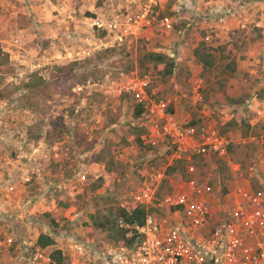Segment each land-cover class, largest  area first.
<instances>
[{
    "label": "rangeland",
    "instance_id": "rangeland-1",
    "mask_svg": "<svg viewBox=\"0 0 264 264\" xmlns=\"http://www.w3.org/2000/svg\"><path fill=\"white\" fill-rule=\"evenodd\" d=\"M149 1L66 0L65 4H49V17L44 13L40 20L45 25L54 22L55 31L66 29L63 10L73 11L79 20L98 12L88 21L89 26L83 23L90 33L77 34L75 26L66 29L80 37L71 41L66 30L54 33L49 31L51 27H37L39 23L32 17L34 0H0V46L15 69L7 74L5 67L0 68V160L8 164L18 188L16 205L14 201L5 210L14 215L11 220L1 217L5 213L2 206L9 199L0 189V264H19L20 248L24 242H35L36 232L69 235L70 239L60 235L58 247L65 250L81 240L112 242L110 235L94 229L89 215L99 212L112 218L118 207L133 205V193L140 183L136 166L146 151L140 143L144 127L141 116L137 117V103L125 102L115 90L135 73L151 74L165 93L170 92L173 80L178 82L182 96L176 109L179 119L210 123L228 137V157L198 159L201 175L210 174L228 187L246 185L256 190L264 185V116L255 123L256 112L264 105V0H185L182 4L166 0L150 16L152 27L137 39L115 43L95 32L93 44H87L80 36L92 35L90 26L95 18L132 16ZM159 16L169 18L171 25L160 28ZM220 48L230 57L225 62L235 60L234 73L223 72ZM198 50L215 56L214 65L204 67L196 55ZM17 51L30 59L48 55L47 63L28 69L23 57L18 60ZM148 52L174 53L173 75L160 74L145 57ZM76 61L83 66L76 74L51 79L53 67ZM40 77L47 79L43 85L27 86L38 83ZM79 86L82 91L74 92ZM255 98L263 104L253 103ZM35 124L40 125L35 128L42 136L40 142L28 138L29 128ZM38 145L40 152L33 162L38 176L24 185L19 174L29 161L17 158L20 148L26 155ZM185 170L184 165L173 170L175 182L165 183L160 195L172 192ZM100 183L101 187L94 189ZM18 204L23 206L19 209ZM19 216L30 218L36 231L33 238L28 239L24 227L28 222ZM57 220L62 226L55 225Z\"/></svg>",
    "mask_w": 264,
    "mask_h": 264
},
{
    "label": "built area",
    "instance_id": "built-area-1",
    "mask_svg": "<svg viewBox=\"0 0 264 264\" xmlns=\"http://www.w3.org/2000/svg\"><path fill=\"white\" fill-rule=\"evenodd\" d=\"M184 1L179 0L181 4ZM165 2L150 0L132 16L94 19L92 27L106 31L115 43L137 39L152 27L150 16ZM170 25L169 18L159 20L162 29ZM76 37L77 34L69 35L71 41L77 40ZM206 39L209 41L210 36ZM83 53L90 55L88 51ZM169 57L176 59L174 53ZM82 89L77 87L74 92ZM115 93L124 97L125 102L132 100L141 106L142 126L147 129L140 137L141 142L152 148L136 166L140 183L133 193V205L130 208L124 205L128 211L144 207L148 211L144 224L129 226L120 219L119 226L128 230L126 240L101 244L95 240H81L69 244L68 250L58 247V243L60 235L70 239L69 235L60 233L55 237L52 232L49 234L55 240L52 246L42 248L37 240L24 242L19 264H264V185L256 190L246 185L223 186L222 181L214 182L210 174L201 175L197 168L199 158L228 157V137L210 123L191 124L177 117L176 108L182 96L175 80L170 92L165 93L151 74L135 73L118 85ZM196 93L201 99L199 91ZM256 114L255 123H258L264 116V105ZM40 148V145L33 146L32 152L26 155L20 148L17 158L29 161L28 167L19 174L24 185L38 176L33 162L37 161ZM181 164L186 167L182 181L172 192L160 195L165 183L175 182L173 170ZM0 189L6 199L14 200L18 195L8 164L2 160ZM6 212L1 217L14 218ZM19 219L31 223L28 216H19ZM56 222L60 224L59 220ZM135 235L138 237L135 242H127ZM12 243L10 238L8 244ZM57 251L61 252L60 259L55 256Z\"/></svg>",
    "mask_w": 264,
    "mask_h": 264
},
{
    "label": "trees",
    "instance_id": "trees-1",
    "mask_svg": "<svg viewBox=\"0 0 264 264\" xmlns=\"http://www.w3.org/2000/svg\"><path fill=\"white\" fill-rule=\"evenodd\" d=\"M159 18L162 19L164 17L159 16ZM95 19H100V18H95ZM111 19H113V18H111ZM94 30L98 34H102L103 36H107V32L104 30H99L98 28H94ZM220 49H222V48H220ZM224 52L225 51L222 49L221 50L222 55L219 58L220 59V65H222L224 67L223 72L234 73L237 69L236 62H235V60L225 62L227 59L229 60L230 57L227 56L226 54H223ZM104 54H106V53H104ZM196 55H197L199 61L206 68L209 66H213L215 63L216 57L213 55L207 54L206 52H200V50H198L196 52ZM145 57L147 58V60L151 61L156 68L159 69L160 74L166 75V76L173 75V73L176 69V61H175V59L170 58L169 55L163 54V53H157V52H148L145 54ZM77 61L72 62V63H68V64H63V65H57V66L53 67L52 72H51V76H50L51 79L57 78V77H68V76L76 74L78 71V68L83 67ZM10 63L11 62H10L9 54L7 52H5L2 49V47L0 46V68L5 67L4 73L13 74L15 72V69L13 68V66H11ZM86 78H87V76L83 80L84 82H86ZM46 81H47L46 78L40 77V78H38V83L29 84L27 86L28 87H39L40 85H43ZM81 83H83V82H81ZM79 87H81V86H79ZM237 101L238 100H232L233 103H237ZM142 113H143V109L141 108L140 105H138L137 117L142 116ZM191 124H196V123L191 122ZM38 126H40V125L35 124L29 128L28 138L30 141L40 142L42 140V136L38 135V131H35V128ZM146 130L147 129H144V131H146ZM140 143L142 144L141 138H140ZM144 148L146 149L145 154H147L149 151H152L151 147L144 146ZM145 154H142V157ZM140 159L138 161H140ZM183 165L185 166V164H181L180 166H183ZM184 176L185 175L183 173V176L181 177V179H183ZM100 181L103 182L102 179ZM100 187H101V183L98 184L94 189H99ZM152 211H153V209H152ZM147 212L148 211L142 206H139V207H137L131 211H128L126 209V207L123 205V206L118 207L116 209V212L114 213L112 218L110 217V215H106V213L100 214L99 212H97L98 214H96V213L90 214L89 219H90L92 226L94 227L95 230L107 233L108 235L111 236L112 241L118 242L121 240H126L125 236L128 232L127 229L121 228L119 226L118 221L120 219H122L126 225H129V226L140 225L141 226L145 222ZM150 212H151V210H150ZM110 213L112 214V211ZM55 225L57 226V222H55ZM137 239H138V237H137V235H135L131 240H127V242L133 243ZM54 244H55V240L48 233L43 232L38 237L37 245L42 247V248H46V247L52 246ZM55 256H58V259H60L61 252L60 251L55 252Z\"/></svg>",
    "mask_w": 264,
    "mask_h": 264
},
{
    "label": "crops",
    "instance_id": "crops-1",
    "mask_svg": "<svg viewBox=\"0 0 264 264\" xmlns=\"http://www.w3.org/2000/svg\"><path fill=\"white\" fill-rule=\"evenodd\" d=\"M61 1H64V4L66 3V0H34V2H33L34 3V10H32V11H35V15L32 16V17H33L34 22L35 21L36 22L38 21L39 24L37 25V27H39V29L40 28L42 29V28H45V27H51V30H49V31H52L54 33H60V30H61L63 32V30H64L63 28L64 27L62 28L63 30L59 28V29H56V31H55L54 29H52L53 27L56 26V24L54 22H52L51 25H48V24L45 25L44 22L42 20H40V19H42V15H44V13H46L48 15V17H49L48 10L46 11L47 6L49 4H52L53 5V3H55V2L60 3ZM27 12L30 13V16H31V14H32L31 13V10H27ZM97 13H98L97 11L96 12H93L92 17H84L83 19H80V20L78 19L77 16H74V12L73 11H70V10H66V11L63 10V12H61V15L63 16V14H64L63 17H64V20H65V23H66L65 28L67 30H70L71 27L75 26V28L77 29L76 32H77V34H79V33H82L84 31H86V32L88 31V33L91 32L88 29V26H89V23H90L88 21L89 20L92 21V19L97 15ZM83 23H87L88 26L87 27L86 26H83ZM90 27H92V25ZM67 30H66V33L68 34V36L70 34H74V33L67 32ZM94 33H95V30H93V33L90 36L86 35V37H85L83 34L80 35V36L84 38L83 41L84 42H87V44H93L92 43V39L96 37L94 35ZM77 39L79 40L80 37L77 38ZM75 41H77V40H75ZM86 49H88L89 51H91V49H89L88 47H86ZM16 55H17L18 60L21 59V57H23V59L21 61L23 63H27L28 69H33V70L42 67V65H45L47 62H44V61H47V58H48V55H46L47 58L46 57H43V58L41 57V59H32V58L30 59V57L28 55H25L24 52H22V51H17ZM33 70H31V71H33ZM253 103H257V105L263 104V102L261 100L257 99V98L254 99ZM217 178H220V177H217ZM216 181H220V179H218V180L215 179L214 182H216ZM247 187L249 188V186H247ZM14 201H15V205H16V200H9L8 202H11V203L9 204L8 202H6L2 207L7 208L9 206L8 209H10L11 208V205H12V203ZM22 206L23 205L18 204L16 207H18L20 209V207H22ZM30 225H31L30 223H25L24 224V227L27 228V231L29 233L28 239L33 238L31 235L36 232L35 229L33 227H31ZM39 235H40V233L39 232H36L34 234V239H37L38 240Z\"/></svg>",
    "mask_w": 264,
    "mask_h": 264
}]
</instances>
